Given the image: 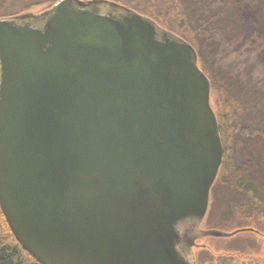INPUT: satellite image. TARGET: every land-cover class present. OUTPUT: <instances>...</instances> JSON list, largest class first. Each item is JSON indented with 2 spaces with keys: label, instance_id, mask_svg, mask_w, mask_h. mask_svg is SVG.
<instances>
[{
  "label": "water",
  "instance_id": "obj_1",
  "mask_svg": "<svg viewBox=\"0 0 264 264\" xmlns=\"http://www.w3.org/2000/svg\"><path fill=\"white\" fill-rule=\"evenodd\" d=\"M104 1L127 13L75 7ZM223 156L196 48L154 19L0 17V206L38 262L195 264L189 229L235 233L199 229Z\"/></svg>",
  "mask_w": 264,
  "mask_h": 264
},
{
  "label": "trees",
  "instance_id": "obj_2",
  "mask_svg": "<svg viewBox=\"0 0 264 264\" xmlns=\"http://www.w3.org/2000/svg\"><path fill=\"white\" fill-rule=\"evenodd\" d=\"M18 1L21 0H12ZM148 1L150 5H130L160 26L172 24L167 28L170 32L192 43L198 52L199 65L211 82V103L224 142V160L212 186L205 217L212 210L222 208L223 215L228 217L227 227L234 229L230 232L261 231L264 228V0ZM32 5L25 3L0 17L20 14ZM228 138L240 143L239 150L252 165L237 167L230 161ZM232 150L237 151L233 147ZM235 215L239 223L243 222L229 225ZM251 221L257 223L255 227L248 225ZM231 259L226 258V264H231ZM0 264H42L19 242L1 206Z\"/></svg>",
  "mask_w": 264,
  "mask_h": 264
},
{
  "label": "rangeland",
  "instance_id": "obj_3",
  "mask_svg": "<svg viewBox=\"0 0 264 264\" xmlns=\"http://www.w3.org/2000/svg\"><path fill=\"white\" fill-rule=\"evenodd\" d=\"M32 1L33 2H30L28 0H21L18 1V3H14L12 2V0H0V14L14 12L16 9H18L21 5H24L25 3L26 4L33 3V5L27 7L26 9L25 8L22 9V11L19 12L20 14L26 12L40 13L46 9L51 8L59 0L57 1L32 0ZM84 1H89V0H84ZM123 2L121 4L127 5L136 11L138 9L131 7V5L134 3L137 5H140V3L147 5L151 4L148 0H142V1L138 0L136 2L133 0H129V2L127 1H123ZM153 2L155 3L157 1L153 0ZM138 12H140V10H138ZM12 15L15 14L7 15V16H12ZM7 16H3V17H7ZM161 26L163 28L166 27L165 29H167L170 28L172 24L169 26L168 24L161 23ZM252 27L255 29V25ZM172 30L174 31V29ZM240 53L241 52H239V54ZM217 94L219 93L217 92ZM211 102H212V97H211ZM227 140L229 147L231 146L229 150L230 152L229 154H231L230 161H232L233 164H236L237 167H247V165H252V164H248L249 159L243 156L241 151L239 150L240 148L238 144L240 143L237 140H234L233 138L231 139L228 138ZM232 147L233 149L234 148L237 149V151L235 150L236 153L234 152V150H232ZM216 202L218 203V200ZM223 212L224 210L222 208L217 211L212 210L210 215L205 217L203 222L200 224V227L202 229H218L227 232L233 231L234 229L232 230L227 227L226 221H228V217L227 216L225 217V215H223ZM237 218L238 216L235 215V217L231 219L230 221L231 223L229 222V225H238L243 222L240 221L239 223V219ZM256 224L257 223H254V221H251L250 224L248 225H252L255 227ZM192 254H193V261L195 264H226V258L228 257L232 258L231 264H264V228L261 229V231L251 230V231L237 232L231 236H221V237L196 236L195 245L194 247H192Z\"/></svg>",
  "mask_w": 264,
  "mask_h": 264
},
{
  "label": "flooded vegetation",
  "instance_id": "obj_4",
  "mask_svg": "<svg viewBox=\"0 0 264 264\" xmlns=\"http://www.w3.org/2000/svg\"><path fill=\"white\" fill-rule=\"evenodd\" d=\"M118 4H120V3H118ZM120 5H122V4H120ZM75 7L78 10H88L91 12H93V11L98 12L99 14H109L115 18H121L127 13L122 7L117 6V5H112V4L105 2V1L104 2H93L89 5H87V4L86 5H79L76 3ZM157 37H158V39L162 38L161 32L158 33ZM222 141H223V139H222ZM223 145H224V142H223ZM223 160H224V156H223ZM211 191H212V189H211ZM210 196H211V194H210ZM199 229H202V228L199 226ZM195 233H197V234H195ZM196 236H198V230L194 231V228L192 227L183 235L182 242L184 241L186 243L184 244L185 246L182 245L181 247L183 249H185L187 247V248H190V250H192V247H194V245H195Z\"/></svg>",
  "mask_w": 264,
  "mask_h": 264
}]
</instances>
